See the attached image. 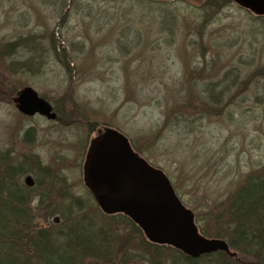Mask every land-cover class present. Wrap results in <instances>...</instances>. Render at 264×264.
Returning a JSON list of instances; mask_svg holds the SVG:
<instances>
[{"label": "rangeland", "instance_id": "374dc122", "mask_svg": "<svg viewBox=\"0 0 264 264\" xmlns=\"http://www.w3.org/2000/svg\"><path fill=\"white\" fill-rule=\"evenodd\" d=\"M62 2L0 0V51L37 34L44 47L36 71H10L12 58H24L21 49L13 57L0 55V150L27 157L38 183L31 190L37 228L68 232L85 213L94 221L92 232L101 238L95 241L103 247L104 239L109 252L97 256L93 248L99 249L89 247L77 264H174L173 256L181 264L178 249L147 252L136 229L100 210L83 179L85 156L98 133L115 127L165 171L199 226L214 233L209 212L220 210V200L264 166V34L250 30L258 13L233 0L213 8L210 0ZM165 10L174 15L165 16L169 23L163 22ZM58 46L70 65L60 60ZM225 71L224 104L201 115L211 108L204 106L205 84ZM25 85L47 97L60 120L20 112L13 98ZM178 103L186 108L176 122L166 115ZM32 124L38 138L29 144L23 133ZM63 210L72 211L71 218ZM22 245L33 251L26 239ZM147 253L149 263L142 261Z\"/></svg>", "mask_w": 264, "mask_h": 264}, {"label": "trees", "instance_id": "16d2710c", "mask_svg": "<svg viewBox=\"0 0 264 264\" xmlns=\"http://www.w3.org/2000/svg\"><path fill=\"white\" fill-rule=\"evenodd\" d=\"M210 1L207 7L212 8L230 2V0ZM65 4L66 0H63L62 5ZM166 15L174 18L172 12L165 10L163 22H166ZM250 30L253 35L264 34V17L256 16ZM37 36L39 38L38 34ZM38 38L35 35L21 36L4 44L0 51L2 56L13 57L14 52L20 49L25 52L24 58L11 59V72L36 71L41 67L44 63L42 58L44 47ZM58 48L61 51L56 53L63 58L60 60L64 61L66 65H70L68 55L65 57L64 47L58 46ZM228 74L229 72L225 71L221 79L205 84L206 100L203 102L204 106L210 105L211 108L201 115L217 111L224 104L223 97L228 85L224 86L223 82L230 78ZM177 106L178 108L175 107L166 115L168 119L172 117L176 122L183 120L182 116L185 112L183 109L186 108L183 103H178ZM58 120H60L59 114ZM26 159L25 155L17 157L9 149L0 150V264H77L78 261L80 262L78 257L82 256L80 251L92 246L99 249L95 250L92 247L97 256L108 253L109 248L104 244V239L103 247L100 242L95 241V239L100 240L101 238L100 234L92 232V229L95 228L92 225L95 224L94 221L90 216L83 218L88 213L82 214L83 217L78 220V223H85L86 226L72 223L68 232H64V230L59 232L54 225L51 228H37L33 219L35 210L31 208V202L34 200L31 190L34 187L27 186L22 181V177L29 174ZM43 199V196L39 197L37 205L43 202ZM219 204L223 206L220 210L216 211L212 208L209 212L212 213L211 219L215 223V232L210 230L211 233H209L202 226L201 229L204 234L224 238L231 249L237 252V256H230L224 251L200 258L182 255L181 264H264V166L260 170L246 175L234 192L220 200ZM56 212L52 210L50 215L56 214ZM61 213L63 216L64 213H67L70 218L72 216V211L64 212L63 210ZM214 213L216 214L214 215ZM97 214L99 219L103 218L101 213L97 212ZM118 223L125 224L123 221H118ZM137 231L140 233L142 242L147 245L143 247L147 252L152 251L149 248H158L159 250H155L156 254L160 252L161 245L154 246L155 244L146 240L143 234L141 235L140 230L137 229ZM23 239H26V242L31 245L33 251L30 253L24 250ZM142 256V261L149 263L148 253ZM179 259V256H173L174 264L178 263Z\"/></svg>", "mask_w": 264, "mask_h": 264}, {"label": "water", "instance_id": "95a60500", "mask_svg": "<svg viewBox=\"0 0 264 264\" xmlns=\"http://www.w3.org/2000/svg\"><path fill=\"white\" fill-rule=\"evenodd\" d=\"M241 6L249 8L258 14H264V0H235ZM17 107L23 113L33 115L40 113L46 116L48 119H56L57 114L53 111L52 105L45 99L38 96L35 89L31 86H26L19 91L15 97ZM116 134L117 132L108 131L107 134ZM118 138H122L123 147L121 155L114 158L112 162V168L105 170L104 165L99 169L102 176L101 182H95L92 180L91 173L86 170L85 180L87 185L93 191L99 205L105 211H111L109 206L111 202H120L122 206L119 209H127L130 216H132L145 230L146 235L153 240L167 242L175 244L182 248L186 253L193 257H198L205 253L214 252L217 250H223L230 255H235V252H231L229 244L226 240L221 238H208L199 234L198 228L194 222L193 213L191 210L185 208L181 201L175 194V189L170 184L169 179L165 173L158 170L144 161L142 165V174L150 180L151 183H162L164 190L168 193L172 213L166 211H160L156 218L151 216V210L158 201L160 195L159 189L151 187L149 185L143 186L142 196L140 201L135 199L134 189L129 187L126 182L120 185V178H114L113 174L127 165V160L124 157L130 158L129 147L126 143L125 137L117 133ZM37 138V128L30 126L24 132V139L26 141H35ZM124 156V157H123ZM106 160V157H104ZM124 159V163H123ZM142 180V178H139ZM26 183L34 185V180L31 175L26 177ZM103 183L104 186L101 189L96 188L95 185ZM112 187L114 189H112ZM58 220V218H56ZM164 228L172 231L171 236L163 234ZM179 228V230H177ZM176 230V232H175Z\"/></svg>", "mask_w": 264, "mask_h": 264}, {"label": "flooded vegetation", "instance_id": "af4514ba", "mask_svg": "<svg viewBox=\"0 0 264 264\" xmlns=\"http://www.w3.org/2000/svg\"><path fill=\"white\" fill-rule=\"evenodd\" d=\"M101 131V129L99 130ZM108 130L98 133L96 137H94L91 140L90 146L88 148V152L86 153L85 156V162H84V175L86 170L91 173L92 180L95 182H101L100 177L102 176L101 172L99 169L102 168V165H104L105 170H110L112 168V162L115 157L121 155L122 152V147H123V141L122 138H118L117 133H111L110 135L107 134ZM123 137V136H122ZM126 143L129 147V156L130 158L124 157L127 162L123 168L117 170L114 174V178H120V185L121 186H126L123 185L124 182L134 189V195L135 199L137 201H140V196H142V191L144 185H149L151 187H156L158 188L160 195L158 196V201L156 202V205L153 207L151 210V216L153 218H156L158 216V213L160 211H166L168 213H172L173 210L171 208V202L168 196V193L164 190L163 184L162 183H151L148 178H146L145 175L142 174V165L144 161H146L143 156L139 154V152L135 151L133 146L128 143L126 140ZM106 157V160L105 158ZM147 162V161H146ZM124 163V159H123ZM139 178H142V180H139ZM103 187L104 184L100 183L95 185L96 188L101 189L100 187ZM112 189H114L112 187ZM114 191H116L114 189ZM90 193L93 195V198L95 202L97 203L98 207L100 210L102 209L93 193L92 190H90ZM178 198L180 199L181 203L184 205L185 203L183 202L182 198L180 197L179 193H177ZM122 206L120 202H111L109 209L111 211L106 212L104 209H102L104 212H106L107 215H114L115 217L119 216L120 219L118 221H123L125 224H129L131 227L134 229H138L141 231V235L143 234L144 237L146 235L145 230L143 227L129 214V211L127 209H119V207ZM185 206V205H184ZM105 214V213H104ZM120 214V215H119ZM105 216V215H104ZM129 222V223H128ZM179 230V228L177 229ZM164 233L167 236H171L172 231H169L167 228H164ZM176 232V230H175ZM201 232V230H200ZM202 233V232H201ZM145 237V238H146ZM147 239L150 241V243L156 244V245H161V246H173V248L178 249L181 253H183L184 256H188L182 248L176 246L175 244H169L166 242H161L153 239Z\"/></svg>", "mask_w": 264, "mask_h": 264}]
</instances>
